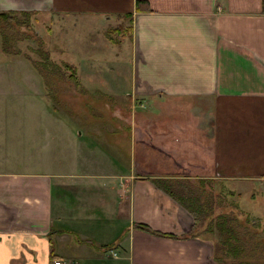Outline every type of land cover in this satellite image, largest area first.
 <instances>
[{
	"label": "crops",
	"instance_id": "1",
	"mask_svg": "<svg viewBox=\"0 0 264 264\" xmlns=\"http://www.w3.org/2000/svg\"><path fill=\"white\" fill-rule=\"evenodd\" d=\"M0 12L75 16L115 61L130 65L131 92L114 94L187 103L179 110L150 104L156 114L145 122L118 105L115 122L70 121L65 174L0 157V264H139V257L148 264H217L210 241L190 237L192 216L151 181L170 171L151 141L197 145L204 161L183 176L234 181L236 188L264 181L261 0H0ZM108 28L118 32L115 50L107 47ZM92 75L70 74L73 90L89 93L90 85L97 91L90 94L107 95L90 79L102 84L106 74ZM163 107L189 118L169 120ZM96 129L110 142L98 143ZM78 166L85 170H73ZM149 241L157 248L144 245Z\"/></svg>",
	"mask_w": 264,
	"mask_h": 264
},
{
	"label": "rangeland",
	"instance_id": "2",
	"mask_svg": "<svg viewBox=\"0 0 264 264\" xmlns=\"http://www.w3.org/2000/svg\"><path fill=\"white\" fill-rule=\"evenodd\" d=\"M16 16L14 20H0V157L9 156L13 166L68 173L70 121L77 126H83V123L89 121L100 122L98 120L115 122L113 120L117 119L115 109L118 105L124 114L132 110L136 122L137 115L141 122H145L156 114L146 109L150 104H169L175 110L187 105L181 100L153 103L129 95L114 94L115 91L131 92L130 65L123 60L115 61L114 55L100 45L99 34H95L93 29L90 31V27L86 28L85 23H79L77 17L72 18L67 14ZM106 37L110 45L107 44V47L115 50L118 32L108 28ZM118 59L121 60V57ZM80 72L96 76L106 74L102 84L94 77L90 79L98 81L96 87H100V91L106 90L107 95H102V92L100 95L90 94L97 92L90 85L89 93L73 90L76 87L70 85V74ZM144 110L146 113H143ZM162 110L160 115L170 116L169 120L172 121H178L176 114L189 118L188 114L178 111L174 113L167 107ZM89 131L93 133V130ZM99 133L96 129L95 139L98 143L104 145L110 142L104 141ZM141 138L144 136L141 135ZM28 143L38 144V148L30 152L34 145L31 147ZM143 143H148V140L144 139ZM151 145L161 150L164 155H160L167 165L165 169L170 170L169 174L157 173L163 176L151 178V181L162 188H170L169 183L174 182L175 178H180L183 183L197 182L193 174L183 176L185 173L191 174L193 167L190 164L204 161V156L197 154L199 150L194 142L183 144L180 140L161 145L151 141ZM113 150L109 152L113 154ZM187 163L186 167L180 168ZM73 170L84 171L85 168L78 166ZM212 183V195L216 203L211 209V215L201 220L202 226H195L193 230L191 227L189 231L190 235L198 232L197 235L202 236L190 237L210 241L212 250V246L217 243L215 236L225 235H213V230L211 233L203 231V225L215 216L214 219H222V222L225 220V225H232L235 235L242 237L244 252L241 253V259L251 261L252 264H264V181L260 186L250 185L245 188H236L238 183L234 181L214 179ZM174 189L178 193L176 187ZM196 191L200 193L199 188ZM170 198L183 206L181 199ZM144 245L151 249L157 248L156 243L151 241ZM109 246L111 244H106L104 248ZM210 256H213V251ZM137 263L148 264L150 261L139 257Z\"/></svg>",
	"mask_w": 264,
	"mask_h": 264
},
{
	"label": "trees",
	"instance_id": "3",
	"mask_svg": "<svg viewBox=\"0 0 264 264\" xmlns=\"http://www.w3.org/2000/svg\"><path fill=\"white\" fill-rule=\"evenodd\" d=\"M261 10L264 11V0H261ZM26 15V14H25ZM17 17L13 12H0V20L9 21L14 20ZM126 31V30H125ZM129 31V29H128ZM174 182L169 183L170 188L163 186V191L166 192L173 198L181 199L183 206L186 211L192 216V230L195 226L198 228L202 226L201 220H205L206 216L211 215L212 207L216 203L213 195H212V187L213 183L211 179H197V182L192 184L191 182L183 183V180L180 178H175ZM211 183V184H210ZM174 184V185H172ZM177 189L178 193L175 191ZM200 189V193H197L196 189ZM196 192V193H195ZM218 200V198H217ZM210 217V216H209ZM215 217V216H214ZM209 218V222H207L204 226L203 231L206 233L212 232L215 234H222L224 236H215L217 243L212 246L213 256L212 259L217 262V264H252L251 261L241 259V253L244 252L243 242L241 240V236L235 235L234 227L232 225H225V220L222 222ZM220 219V217L218 216ZM229 218V216H227ZM214 219V220H213ZM230 219V218H229ZM212 222V223H211ZM248 223V222H246ZM208 224V225H207ZM134 227L138 229H142L151 234L171 237L173 238V234L160 232L157 230L151 229L149 226L143 223H134ZM198 232L195 234L192 233V236H199ZM202 236V235H200ZM212 237V236H211ZM211 237L209 239H211ZM241 237V238H240ZM214 240V241H215ZM241 240V241H240ZM257 241H255V245H257ZM110 247V246H109ZM108 247V248H109ZM107 248V249H108ZM224 258L228 259L227 261Z\"/></svg>",
	"mask_w": 264,
	"mask_h": 264
},
{
	"label": "built area",
	"instance_id": "4",
	"mask_svg": "<svg viewBox=\"0 0 264 264\" xmlns=\"http://www.w3.org/2000/svg\"><path fill=\"white\" fill-rule=\"evenodd\" d=\"M52 264H70L69 262L60 260V259H53Z\"/></svg>",
	"mask_w": 264,
	"mask_h": 264
}]
</instances>
